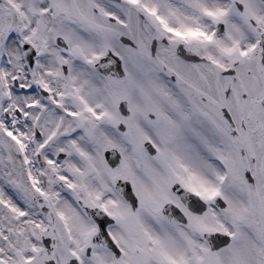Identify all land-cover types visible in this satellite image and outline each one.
Instances as JSON below:
<instances>
[{"label":"snow or ice","instance_id":"snow-or-ice-1","mask_svg":"<svg viewBox=\"0 0 264 264\" xmlns=\"http://www.w3.org/2000/svg\"><path fill=\"white\" fill-rule=\"evenodd\" d=\"M0 264H264V0H0Z\"/></svg>","mask_w":264,"mask_h":264}]
</instances>
